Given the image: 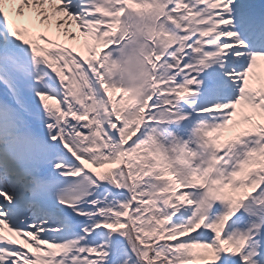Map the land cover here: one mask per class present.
<instances>
[{
  "label": "snow or ice",
  "instance_id": "1",
  "mask_svg": "<svg viewBox=\"0 0 264 264\" xmlns=\"http://www.w3.org/2000/svg\"><path fill=\"white\" fill-rule=\"evenodd\" d=\"M0 264H264V0H0Z\"/></svg>",
  "mask_w": 264,
  "mask_h": 264
}]
</instances>
